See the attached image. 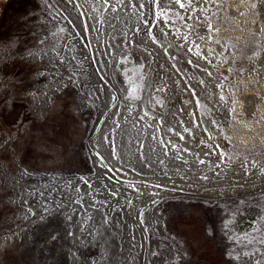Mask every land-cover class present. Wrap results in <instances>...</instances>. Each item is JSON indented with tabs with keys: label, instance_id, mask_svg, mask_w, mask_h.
Here are the masks:
<instances>
[{
	"label": "rangeland",
	"instance_id": "obj_1",
	"mask_svg": "<svg viewBox=\"0 0 264 264\" xmlns=\"http://www.w3.org/2000/svg\"><path fill=\"white\" fill-rule=\"evenodd\" d=\"M85 1L93 19L78 0H0V233L19 236L0 264H264V0ZM60 34L81 49L77 69L37 75L49 63L26 52ZM126 106L156 117L175 174L122 202L90 162L131 150ZM101 190L108 227L70 213L68 191L84 208Z\"/></svg>",
	"mask_w": 264,
	"mask_h": 264
},
{
	"label": "bare ground",
	"instance_id": "obj_2",
	"mask_svg": "<svg viewBox=\"0 0 264 264\" xmlns=\"http://www.w3.org/2000/svg\"><path fill=\"white\" fill-rule=\"evenodd\" d=\"M72 1H74L75 3V0ZM85 2H86L85 0H78V3H80V5L83 7L84 13L88 14L90 19H93V16L95 15L93 14L94 11L91 10V8H89ZM42 7L44 9H47L50 13V18L47 20V22L53 23L56 27H59L60 29L67 28L69 30L70 26L68 25V23L58 19V17H60L59 16L60 12L57 11L55 7H50L45 5H43ZM91 29L92 26L90 25V30ZM53 42L54 43L50 47L44 44L41 47L32 48L28 50L24 56V58H28L29 62L49 63V65L46 66V68L51 72L38 73L37 75H45V76L51 75L55 70L54 64H59V63L73 65L74 67H76L75 69H77V59L79 56H81V54L79 53V50L81 49L76 45L75 40L69 38L66 39L65 35L63 36L60 34L53 39ZM29 53H31V55H29ZM49 90L50 88H47L41 94L46 97L48 94L45 93H47ZM41 94L40 96H42ZM25 95L29 96L28 97L29 99H32L30 93H26ZM125 110L127 112H124L122 115L124 116L123 117L124 120L121 121V127L119 133H125V136L127 137V141L129 143L131 142L132 144V146L130 145L131 150L125 151V148H122L121 150L118 149L114 157L110 156L106 152L99 151L101 155L100 158L106 159V161L109 163V169H102L100 167L99 165L100 158L98 156L97 158L93 157L90 162L92 163V167H94L95 171H97L100 177L102 178L99 181L104 183L108 192L110 190L112 193H114V195L110 194L112 199H115V201L119 200L122 202L126 201L127 199H130L132 196H135L136 194L139 193L145 195L150 191V189L157 190V183L161 182L166 177H172L175 174V171L173 170V166L175 165V162H173L172 159L163 160L161 157L159 158L158 150L160 146L162 147L164 146L166 148V150L168 151L166 153L167 156H173L175 153L171 151L170 145H168L167 142H164L163 144L160 145L157 144L159 140L157 139L156 117L153 116L151 112H144L142 106L140 107L126 106ZM116 145L118 146L117 143ZM92 155L94 154L92 153ZM21 172L23 175L24 174L23 171ZM158 174H160V176ZM99 181H97V184H100ZM77 186L80 187L79 184H77ZM81 187L83 188L84 194H86L88 197L92 196V193L91 191L89 192V189L84 188L83 185ZM100 192L101 194L97 197L98 199L96 200L98 206L93 207L92 205L89 207L81 208L80 207L81 204L79 206V204L75 203L74 201L76 194L75 193L72 194V191H68L67 196L69 199H72L73 201V203H71L73 204V211H71L70 213L77 212L78 211L77 209H80L85 213L87 212V210H90L92 212H95L96 216L103 221V218H105V216L107 217L108 215V209L106 208L104 209L103 204H111L113 200H111V198L110 200H104L105 190L104 191L101 190ZM116 193H119V196L115 197ZM30 194H31L30 191L23 189L22 198H21L22 200L20 199V203H24L23 201L24 197ZM122 197L124 199H122ZM41 199H43V204L48 206L45 207L43 206L44 208L41 209L42 212H40V214L45 212L51 213L52 211H48V210L51 207L52 208L55 207L53 205L52 200H49L45 196H42ZM81 199H82L81 201L86 200L84 197H81ZM142 202L144 203L145 200H142ZM29 209H31V211L34 213L35 212L38 213V211H40V209L36 208V206L30 205L29 207H26V209L22 212V214H20L21 219H25L26 216L30 214L29 212L31 211H29ZM70 209H68V211ZM30 225H31L30 222L27 223L25 229H23V232L24 230L26 231V229ZM105 225L106 227H108V223ZM136 230H139L138 225ZM26 233L27 232H25V234ZM17 237L19 236L16 231H13L11 233H7V232L0 233L1 256H2V251L4 250L5 247L10 248L17 242Z\"/></svg>",
	"mask_w": 264,
	"mask_h": 264
},
{
	"label": "snow or ice",
	"instance_id": "obj_3",
	"mask_svg": "<svg viewBox=\"0 0 264 264\" xmlns=\"http://www.w3.org/2000/svg\"><path fill=\"white\" fill-rule=\"evenodd\" d=\"M105 2H107V0H105ZM117 2L119 3L120 2V0H117ZM151 2H156V0H151ZM175 2L176 3H179L180 4V7H184V4L183 3H181L180 2V0H175ZM41 42H43V41H41ZM29 55H31V53H29ZM62 62V61H61ZM72 79V77L70 76L69 77V80H71ZM65 86H67V85H65ZM186 131H187V129H186ZM79 201H77V203H78ZM241 203H244L243 201H241ZM29 211H31V209H29ZM68 219H71V216L70 215H68V217H67ZM89 219H91V217H89ZM104 224H107L108 223V221H107V218H106V216H105V218L103 219V221H102ZM228 223H230V221L228 222ZM227 225H225V227H226ZM75 253H73V256L75 257ZM152 255H158V253H156V252H153L152 253ZM93 264H95V261H93Z\"/></svg>",
	"mask_w": 264,
	"mask_h": 264
}]
</instances>
